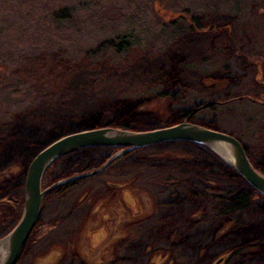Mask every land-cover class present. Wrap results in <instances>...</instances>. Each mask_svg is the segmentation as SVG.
I'll return each mask as SVG.
<instances>
[{"label":"rangeland","instance_id":"rangeland-1","mask_svg":"<svg viewBox=\"0 0 264 264\" xmlns=\"http://www.w3.org/2000/svg\"><path fill=\"white\" fill-rule=\"evenodd\" d=\"M238 1L242 0H11L5 5L0 0L2 9L15 13V21L21 19L16 11L23 16L31 4L63 3L70 15L50 25L45 10L37 9V20L45 26L29 23L35 18L33 12L29 19L22 17L27 22L19 27L0 28V144L29 130L45 136L47 142L84 129L122 128L117 122L123 115H131L128 130L133 131L184 121L200 125L203 122L197 118L177 117L175 109L177 105L193 109L189 99L203 97L217 104L213 118L218 130L239 136L248 158L260 168L257 161H264V0H252L238 11L214 13L212 7L214 2L223 8L225 2ZM185 11L193 12L202 28L179 36L164 31L174 19L169 15ZM115 13L121 17L116 19ZM121 37L135 42L134 46L122 53L103 46ZM174 85L180 91L175 100ZM239 99L241 104L236 103ZM202 148L169 142L141 149L134 156L170 167L203 158L215 161L219 166L214 168L236 174L218 155ZM38 150L0 164V188L8 189L0 196V239L20 217L15 205L23 201L25 172ZM93 154L80 153L83 161L74 169L66 155L59 158L45 171L42 189L57 181L61 167L66 172L98 168L109 158L104 159L103 152L104 157L96 161ZM148 182L135 172L123 177L103 174L70 194L72 212L64 214L68 219L49 217L44 208L22 248V263L216 264L231 249L251 241L259 242L254 255H243L230 264L264 260V214L259 213L264 209L263 196L252 191L257 208L239 226L218 218L210 197L197 198L185 216L197 223L179 231L176 226L163 229L146 223L159 209L166 181L157 177ZM199 218L206 220L199 222Z\"/></svg>","mask_w":264,"mask_h":264},{"label":"trees","instance_id":"trees-1","mask_svg":"<svg viewBox=\"0 0 264 264\" xmlns=\"http://www.w3.org/2000/svg\"><path fill=\"white\" fill-rule=\"evenodd\" d=\"M3 1V4L11 2V0H1ZM8 1V2H5ZM149 2L151 0H148ZM175 1V0H173ZM23 2V0H21ZM62 2V1H61ZM250 2H253L252 0H242L238 1L235 4H227L225 2L223 8H221L217 2H214L212 4L214 13H223L225 10H234L238 11L243 7H248ZM35 3H39V1H35ZM2 4V5H3ZM227 4V5H226ZM1 6V5H0ZM226 6L228 8L226 9ZM235 8V9H234ZM18 6L14 8V10H17ZM39 9V12L42 10H45L43 13V16L47 17V19L50 21V25L53 23H59V21H65L69 18V9L64 6L63 3H58L54 5L47 6L46 3L41 5L40 7H36L33 4L30 5L27 13H23V16L25 19H29L30 14L33 13L35 18L31 19V22L33 26H40L43 25L37 20V16L39 12L37 11ZM105 8L102 9L101 15L105 13ZM188 10V9H187ZM20 11V10H19ZM19 11H16V14H19L21 16L20 21H15L14 14L8 10L2 9L0 7V28L5 27H11L15 26L19 27L20 25L24 24L27 21L22 20V14H20ZM119 12V11H117ZM186 12V11H185ZM196 12V11H195ZM120 13V12H119ZM116 15V19L120 18L121 16ZM194 13L188 11L186 13H178L175 15H169L171 18L172 16L174 19H172L170 22L167 23L166 28L164 31H169L172 36L176 35H182L186 32L193 31L195 29L202 28V25L200 24V19L198 17H192ZM168 17V18H170ZM114 21V19H113ZM48 24V23H47ZM45 26V25H43ZM49 28V26H46ZM3 39L2 35L0 34V49H3V43L1 41ZM106 44H103V46H107L108 48L113 47V50L116 53H122L126 50H128L130 47H133L135 42H129L127 39L121 37L119 40L114 43V41H106ZM114 43V44H113ZM100 47V46H99ZM97 47V48H99ZM95 48V49H97ZM233 51L239 53V51L235 48H233ZM241 54V53H240ZM243 55V54H241ZM176 86V85H174ZM173 86V87H174ZM179 87L176 86L173 91H171L172 99L175 100L176 97L180 94ZM193 104H195V108H181L179 105L176 107V115L179 118H197L201 120L200 125L218 130V128L215 125L213 116L216 112V102L215 101H208L207 98L199 97V98H193L192 100L189 99ZM251 102V101H250ZM238 104L242 103V100H237ZM192 114V115H191ZM131 115H123L117 123L120 124V127L123 129H131L130 125L132 122ZM191 120V119H190ZM64 134L57 135L54 139L62 136ZM236 139L241 142V138L236 135H232ZM53 139V140H54ZM46 141L45 136L38 134L32 130H29L27 132H24L23 134L16 135L9 139L6 142H2L0 144V164L5 162L9 158H15V157H22L25 155L31 154L35 149L39 148L41 150L44 146H46L51 141ZM190 143V142H185ZM163 144V143H162ZM195 146V148L202 149V146L190 143ZM153 145L150 147L143 148L142 150H151V147L159 146ZM243 145V144H242ZM244 147V146H243ZM38 150V151H39ZM120 150L119 148H107V147H93V148H87V149H81L72 153L67 154L64 158L71 161L70 163V169L75 168L79 166L78 164L83 161L82 155L80 153L82 152H91L94 153L93 156L96 157V161L99 158H103V152L105 153L104 159L108 158L112 151ZM138 150L128 151L117 158H115L113 161H111L106 168L92 176L83 177L71 180L67 183L61 184L55 188H53L51 191H49L42 199V205L39 213L38 222H40V216H42L44 208L46 212L48 213L49 217H53L54 219L62 218L65 220V211L67 210L69 214L72 212L70 209V203H69V196L71 193H73L75 190H77L80 186L85 185L90 180H96L98 177H101L103 174H107L108 176L115 175L116 177H123L124 174L128 172H135L138 173L139 177L141 179H149L148 183H151V181H155V179L158 177H162L165 179L166 183L163 185L165 186V190L163 191L164 197L162 199L158 200V208L157 212L146 222L149 221L152 222V224H157L163 227V229L167 226H176L179 231L184 229L186 225H195L197 222L193 221L192 223L185 220V216L188 213V210L192 207L193 202L197 198H211L216 204V212L215 214L219 216L218 218H225L228 225L230 224H237L238 226L244 222L245 218H247L248 213L256 209V205L253 203V195H252V189L250 186L245 185V183L240 180L237 174L232 173L228 169H222L219 170L217 167L214 168L213 166H219L215 161L210 160H204L203 158L199 159L198 161H193L191 163H187L185 165H182V163H179L178 166L170 167V165H166L165 163L158 162L151 159H137L134 154H136ZM245 153L248 157L247 150L245 149ZM82 151V152H81ZM249 159V158H248ZM60 159H57L55 162L58 164ZM69 161V162H70ZM251 165L262 175H264V161L258 160L257 163L260 165V168H256L254 164L249 159ZM189 164V165H188ZM73 168V169H74ZM97 167H91L89 168L86 166L82 170L75 171V172H66L67 168L65 167L60 169L58 172L59 176L57 180L65 177H69L71 175L86 173L89 171H92L96 169ZM141 170V171H140ZM140 172V173H139ZM45 174V173H44ZM167 179V180H166ZM170 179H173V181L168 182ZM211 180L214 183L212 184H206V180ZM44 181V175L42 179V186ZM110 182V181H109ZM145 183V182H144ZM146 184V183H145ZM216 184V186H215ZM46 187V186H45ZM44 188V187H43ZM211 192V193H209ZM7 188H0V196L6 195ZM257 196H260L259 194ZM1 198V197H0ZM264 198V196L262 197ZM22 208L21 201L17 202L15 205V210L20 213ZM260 214H264L261 210L259 212ZM216 217V216H215ZM70 218V215H69ZM68 219V217L66 218ZM208 219V218H207ZM200 220V221H199ZM206 220L205 218H199V222H204ZM208 221V220H207ZM143 222H140L139 224H146ZM154 231V229L152 230ZM183 231V230H182ZM200 236V234H199ZM195 236V237H199ZM194 238V236H193ZM259 242L251 241L250 243L244 244L242 246L236 247L234 249H231L228 251L225 255V258H220L216 261V264H220V262H224L225 264H230L234 259L240 258L243 255H254V249L258 246ZM23 248V247H22ZM22 251V249H21ZM21 253V252H20ZM23 258L21 257V254L19 255L17 261L15 264H23L22 263ZM253 264H264V260H256Z\"/></svg>","mask_w":264,"mask_h":264},{"label":"water","instance_id":"water-1","mask_svg":"<svg viewBox=\"0 0 264 264\" xmlns=\"http://www.w3.org/2000/svg\"><path fill=\"white\" fill-rule=\"evenodd\" d=\"M169 142L194 143L209 149L221 159L223 154L229 168L253 191L264 196V175L251 165L239 140L219 130L184 121L146 131L99 127L70 132L48 143L29 162L24 178L20 217L14 227L0 239V249L3 252L0 264H15L22 247L38 223L42 199L53 188L74 179L97 174L125 152ZM93 147L119 148L120 150L100 167L57 180L42 189L43 175L52 163L69 153Z\"/></svg>","mask_w":264,"mask_h":264},{"label":"bare ground","instance_id":"bare-ground-1","mask_svg":"<svg viewBox=\"0 0 264 264\" xmlns=\"http://www.w3.org/2000/svg\"><path fill=\"white\" fill-rule=\"evenodd\" d=\"M222 157H223V159H222V161L227 165V163H226V157L222 154ZM225 157V158H224ZM2 250L0 249V257L2 256Z\"/></svg>","mask_w":264,"mask_h":264},{"label":"flooded vegetation","instance_id":"flooded-vegetation-1","mask_svg":"<svg viewBox=\"0 0 264 264\" xmlns=\"http://www.w3.org/2000/svg\"><path fill=\"white\" fill-rule=\"evenodd\" d=\"M113 161V160H112Z\"/></svg>","mask_w":264,"mask_h":264}]
</instances>
